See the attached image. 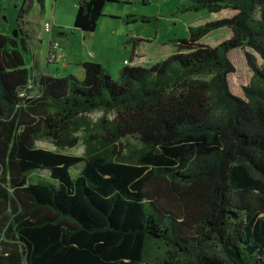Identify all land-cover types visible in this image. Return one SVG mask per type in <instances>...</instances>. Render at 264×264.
Segmentation results:
<instances>
[{
  "label": "trees",
  "instance_id": "1",
  "mask_svg": "<svg viewBox=\"0 0 264 264\" xmlns=\"http://www.w3.org/2000/svg\"><path fill=\"white\" fill-rule=\"evenodd\" d=\"M106 1L74 27L94 34ZM25 4L0 34V264H264V0H188L213 19L117 80L36 71Z\"/></svg>",
  "mask_w": 264,
  "mask_h": 264
},
{
  "label": "rangeland",
  "instance_id": "2",
  "mask_svg": "<svg viewBox=\"0 0 264 264\" xmlns=\"http://www.w3.org/2000/svg\"><path fill=\"white\" fill-rule=\"evenodd\" d=\"M187 2L188 0H107L104 15L100 18L94 33L96 39L89 43L86 42V36H84L86 34L74 27V12H76L74 0H45L43 4L39 0H26V4L25 0H0V34L6 32L9 36H14L18 27L17 20L20 9L25 4L27 11L24 23L31 36L29 45L36 48L37 37L47 39L50 35L44 30L46 20L51 21L57 16L58 19L70 25V28L66 29L65 38L56 36L57 42L67 44L68 38H70L72 39L71 43L78 50L84 49V52L88 54L97 52L102 58L107 59L105 65L110 74L112 73L113 79L117 80L120 71L124 68V60H129L132 56L134 36L141 39L140 50L146 54V61L148 63L155 62L158 60L157 56H166V53L163 52H171L169 51L170 47H174L172 40L189 36V27L213 19L212 14L207 11L181 12L179 9ZM145 19L148 21L145 22ZM110 30H116V32L109 37L110 41L107 42L109 47L100 49L102 38H106L105 34ZM224 33L227 32L222 29L214 31L205 37L203 42L211 43L210 40H215L216 37L221 38ZM64 53H68L67 49H64ZM71 60L76 64L73 58ZM238 63L241 64L242 71L232 81L235 90L247 84L251 75L245 67L241 55ZM71 69L73 73L69 75H74L80 80L84 78V70L81 66L76 68L71 64ZM100 115V113H94L92 117L97 119ZM36 145L47 150H56L52 142L47 140H39ZM84 152L85 146L82 141L75 148L66 151V153L76 156H82ZM82 166L80 164L71 169L73 177L80 173ZM147 249L149 257L153 258L159 251L157 246L151 242L147 243Z\"/></svg>",
  "mask_w": 264,
  "mask_h": 264
},
{
  "label": "crops",
  "instance_id": "3",
  "mask_svg": "<svg viewBox=\"0 0 264 264\" xmlns=\"http://www.w3.org/2000/svg\"><path fill=\"white\" fill-rule=\"evenodd\" d=\"M80 0H74V5H77L79 3ZM76 11V10H75ZM76 13V12H74ZM75 15V14H74ZM75 17V16H74ZM25 19V18H24ZM100 20V19H99ZM50 21V20H46ZM52 23V30L50 32V35L48 36L47 39L44 38H39L37 37V43L38 45L36 46V48L30 47L33 53V58L35 59L36 63H37V70L39 73H43V74H48V75H52V76H67L72 72L71 69V64L75 65L76 68H79L81 66L82 63L84 62H98L101 63L106 70L109 72L107 66L105 65L107 59L102 58L97 52L96 53H87L84 52L83 50H78L76 48V46L74 47V45L71 43L72 39L68 38V43L67 44H60L58 43L56 40V36L60 37V38H65V36L67 35L66 29L70 28V25L67 23H65L63 20L58 19L57 16H55L51 21ZM25 30L28 31L27 27L25 26ZM29 32V31H28ZM106 32V31H105ZM116 32V30H110L109 33L105 34L106 38H102L101 40V44H100V49H105L108 48L109 45L107 44V42L110 41V38L112 35H114ZM2 34L4 35H8L6 32H3ZM64 35V37H63ZM84 35L86 36V42H94V40L96 39V35ZM90 36V37H88ZM135 38L133 39V44H132V56L129 59L130 61L132 60L134 63L132 65H141V66H150L152 64H155L161 60H164L165 58H167L168 56L172 55L175 52V47H170L169 51L171 52H163L164 54L166 53V56L163 57L162 55L157 56L158 60H156L155 62H147L146 61V54L144 52H142L140 49L141 46V39L138 36H134ZM57 42L59 44V50H58V59L57 61L53 62V63H49L47 62V55H48V51L49 48L52 46L53 43ZM67 42V41H65ZM64 49H67L68 53L65 54L64 53ZM79 51V52H78ZM84 53H83V52ZM138 55L141 59L135 60V56ZM74 59V61H76L74 64V62H71V59ZM134 59V60H133ZM128 59L124 60V67L127 66L125 64V61ZM110 73V72H109ZM112 74V73H111ZM113 77V76H112Z\"/></svg>",
  "mask_w": 264,
  "mask_h": 264
},
{
  "label": "built area",
  "instance_id": "4",
  "mask_svg": "<svg viewBox=\"0 0 264 264\" xmlns=\"http://www.w3.org/2000/svg\"><path fill=\"white\" fill-rule=\"evenodd\" d=\"M44 30L47 33H50L52 30V23L50 21L45 22L44 24ZM58 50H59V44L57 42L53 43L52 46L49 48L48 55H47V62L53 63L57 61L58 59ZM141 58L136 55L135 60H140ZM134 60V59H133ZM134 62L133 61H125L126 65H132Z\"/></svg>",
  "mask_w": 264,
  "mask_h": 264
},
{
  "label": "water",
  "instance_id": "5",
  "mask_svg": "<svg viewBox=\"0 0 264 264\" xmlns=\"http://www.w3.org/2000/svg\"><path fill=\"white\" fill-rule=\"evenodd\" d=\"M17 36H18V30L16 29L14 32V37H17Z\"/></svg>",
  "mask_w": 264,
  "mask_h": 264
}]
</instances>
